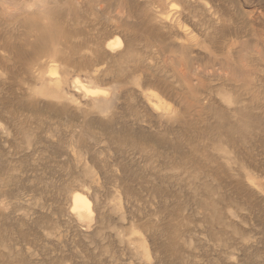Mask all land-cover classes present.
Listing matches in <instances>:
<instances>
[{"label": "rangeland", "instance_id": "374dc122", "mask_svg": "<svg viewBox=\"0 0 264 264\" xmlns=\"http://www.w3.org/2000/svg\"><path fill=\"white\" fill-rule=\"evenodd\" d=\"M40 4L0 0V264H264V0Z\"/></svg>", "mask_w": 264, "mask_h": 264}, {"label": "bare ground", "instance_id": "6f19581e", "mask_svg": "<svg viewBox=\"0 0 264 264\" xmlns=\"http://www.w3.org/2000/svg\"><path fill=\"white\" fill-rule=\"evenodd\" d=\"M40 1L41 0H18V2L20 3L21 7L23 5H26L27 4V10L30 13H35L40 8L45 9L44 6L40 4ZM107 46H108V48H111V49H117V48H120L121 47V43L117 39L114 42L108 43ZM41 48H39V50ZM76 84L78 85V88L80 90H82L83 92H85L86 94L99 95V94L102 93L101 90L92 89V88L87 87L86 85L82 84L81 82H77ZM149 96L153 97V95H151V94H149ZM71 196H72L71 197V206H70L71 212L73 213L74 216H76L78 218V220H81L83 222H86L85 223L86 226L89 227L90 226V223L93 220V216L95 214H94V211H93L92 202L90 201L87 193L85 191L78 190V191L73 192V195H71Z\"/></svg>", "mask_w": 264, "mask_h": 264}]
</instances>
